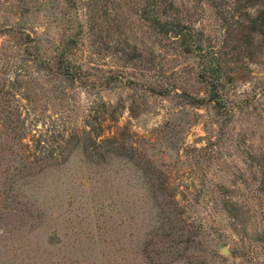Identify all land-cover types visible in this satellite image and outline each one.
I'll list each match as a JSON object with an SVG mask.
<instances>
[{"label":"rangeland","instance_id":"rangeland-1","mask_svg":"<svg viewBox=\"0 0 264 264\" xmlns=\"http://www.w3.org/2000/svg\"><path fill=\"white\" fill-rule=\"evenodd\" d=\"M171 1L221 68V112L190 103L208 96V59L143 19L150 0H0L3 91L22 66L23 136L1 127L0 264H264L261 176L250 182L264 154V26L253 25L264 0ZM24 32L44 68L22 61ZM64 40H76L74 82L55 73ZM95 119L127 156L73 147ZM191 229L196 244L177 249Z\"/></svg>","mask_w":264,"mask_h":264},{"label":"trees","instance_id":"trees-1","mask_svg":"<svg viewBox=\"0 0 264 264\" xmlns=\"http://www.w3.org/2000/svg\"><path fill=\"white\" fill-rule=\"evenodd\" d=\"M174 4L171 0H150L148 5L144 8L142 12L143 19L148 22L153 28L157 30V32L166 37L170 40H177L178 46L181 49V51L185 54H197L199 56H202L203 61L208 59V65L203 66V76L204 74L207 76V78H203V76H200V79L206 84L208 96L206 99H199V98H192L190 100V103L194 105H201L204 103V101H207L212 104V107L216 109L215 111L221 112V110L224 108V99L222 98L221 91L224 87L223 81H222V71L221 68L217 63L214 62V57L211 54V52L206 51L205 46L203 45V40L198 34H194L191 32L188 27L181 23L177 18H175L173 15L174 12ZM253 25L256 27L264 26V2L262 4L261 9L258 11V13L255 16V19L253 21ZM2 33V29L0 30V36ZM4 35V34H2ZM24 36H22L23 43L25 47L23 48L22 52L24 54V58H21L25 64H34L37 68H44V61L45 58L40 52V43L39 40L36 38H33L30 36L29 33H23ZM72 43V44H71ZM76 43V40H64L61 43L60 46H55V53L52 57L54 60V63L56 65L55 73L63 75L66 79H69L71 82L75 81V78H77V71L71 70V63L69 62V51ZM211 57L212 59H210ZM2 58L0 53V130L1 127L5 130H10L14 132V136H12V139L15 138L16 142L21 143V140L23 139V136H20L18 134V124L15 122L17 119L15 116L18 112V104H16V101L18 100L14 99V95L16 94V90L18 89V77H22V66L17 65L15 68V72L17 74L14 76V78L11 81L7 82V89L3 91V86L6 83L5 78L2 77L3 69H6L2 64ZM214 62V63H213ZM205 64V62H203ZM47 65V64H45ZM76 74V75H75ZM205 77V76H204ZM205 79V80H203ZM104 119L99 120V122L95 119L92 120V125H90V129L88 131L82 130V133L80 132H74L70 135V141H74L72 144L73 147L78 145V143L82 144V149L84 153L91 152L92 156H100L104 157L106 154L113 153L118 157H125L128 154L125 153L124 146H121L119 148H111L113 142L119 140V137L116 135L108 136V137H101L102 136V123ZM88 123V122H87ZM87 124V126H89ZM101 137V138H100ZM0 138V148L3 143H1ZM123 140L119 141L121 144ZM41 140L37 138V140L34 141V144L38 146L40 144ZM111 146V147H110ZM110 147V148H107ZM132 147V145H131ZM123 148V150H122ZM253 168L250 169L251 174V183H255V180L257 179V176H261L262 184L261 186H258L255 188V190L258 193L264 194V154L255 155L253 157ZM167 179V178H166ZM246 182V185L248 187H251V183ZM162 185H168L166 181H163L160 183ZM253 185V184H252ZM176 189V188H174ZM173 189V193L171 196L175 197L176 193ZM4 200V201H3ZM10 200V197L3 199V197L0 199V211L6 209L4 203L6 201ZM199 197L197 196L196 199H194L193 203H198ZM187 204H191L190 201H186ZM173 204L175 208L183 207L179 201L173 200ZM180 204V205H179ZM10 205V203H9ZM9 212L15 213L16 210L13 209V207L9 206ZM26 211H30V208H26ZM179 214V213H178ZM182 214V212L179 214V216ZM1 215V214H0ZM1 217V216H0ZM2 220V218H0ZM200 233V230L191 229L188 230L184 236L183 233L178 236V238H175L174 245L177 249L181 247L182 244L186 245L183 246L181 249L185 250L188 247H190L192 244L195 245V240L198 238ZM182 236V237H181ZM189 249V248H188ZM251 258V257H250Z\"/></svg>","mask_w":264,"mask_h":264},{"label":"water","instance_id":"water-1","mask_svg":"<svg viewBox=\"0 0 264 264\" xmlns=\"http://www.w3.org/2000/svg\"><path fill=\"white\" fill-rule=\"evenodd\" d=\"M227 252H228V251H227V249H226L225 247L221 249V253H222V254H227Z\"/></svg>","mask_w":264,"mask_h":264}]
</instances>
